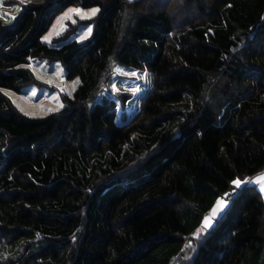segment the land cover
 <instances>
[{
  "label": "trees",
  "instance_id": "1",
  "mask_svg": "<svg viewBox=\"0 0 264 264\" xmlns=\"http://www.w3.org/2000/svg\"><path fill=\"white\" fill-rule=\"evenodd\" d=\"M71 7L99 12L44 41ZM36 59L79 78L41 117L5 92L40 83ZM118 65L152 74L131 116L130 94L98 99ZM261 172L264 0H0V264H264L256 185L193 239L232 180Z\"/></svg>",
  "mask_w": 264,
  "mask_h": 264
},
{
  "label": "rangeland",
  "instance_id": "2",
  "mask_svg": "<svg viewBox=\"0 0 264 264\" xmlns=\"http://www.w3.org/2000/svg\"><path fill=\"white\" fill-rule=\"evenodd\" d=\"M20 1L25 4H29L32 0ZM75 8L82 9L83 13L81 15H77L69 12V9ZM21 9L22 4L20 3H12L9 5L2 4L1 18L3 19V22L5 24H11L15 15L19 13ZM90 9L92 8L83 9L81 7H71L66 9L56 17L47 33L43 36V40L51 42L54 36L59 35L67 28V22L70 21L75 23L77 19L76 16L82 19L85 18L89 14ZM65 13H68V15L65 16ZM88 27L89 26L79 27L77 29L76 35L74 36L79 40L86 39L91 34H88L87 32ZM46 37L47 39H45ZM31 67L35 76L40 80L39 84L28 86L24 88L21 93L12 90H6L5 92L10 96L16 106L28 116L41 117L55 110H59L61 107H63L62 96L64 94L72 95L74 93L79 84V78L67 79L65 77V67L58 60L36 59L32 62ZM133 73L136 75H133ZM113 85H115V88H113ZM152 85V74L148 71H137L130 67L118 65L115 68V73L108 82L107 88L101 92L98 99H101L102 97H111L119 100L117 98L118 94H130L131 98L127 101L125 109H123L120 105L119 106L122 108V110H125L128 116H131L133 113L141 109L143 99L145 95L152 89ZM236 179H240L244 183H242L239 188L233 185L230 191L231 196H229L227 193L219 198L225 200V207L219 214H217L210 228L205 229L202 221V225L195 232L193 239H202L207 231L214 227L217 221L228 209L233 197L245 184L256 185L264 196V191H262V189H264V172H261L252 178ZM215 206L216 203L205 216L211 217L212 209Z\"/></svg>",
  "mask_w": 264,
  "mask_h": 264
},
{
  "label": "snow or ice",
  "instance_id": "3",
  "mask_svg": "<svg viewBox=\"0 0 264 264\" xmlns=\"http://www.w3.org/2000/svg\"><path fill=\"white\" fill-rule=\"evenodd\" d=\"M69 12H72V13L77 14V15H81L83 13V10L80 8H75V9H69ZM98 12H99V9L92 8L89 10V14L85 18L90 19L91 17H94ZM67 15H68V13H65V16H67ZM87 32H88V34H90L92 32V28L90 26L88 27ZM45 39H47V37ZM133 75H136V74L133 73ZM113 88H115V85H113ZM242 183H244V182L241 181L240 179L232 180V184L235 185L237 188H239ZM262 191H264V189H262ZM225 203L226 202L224 199L217 200L216 206L212 209V216L211 217L205 216L203 218V225H204L205 229L210 228L212 226L213 220L215 219L217 214H219L222 211V209L225 207Z\"/></svg>",
  "mask_w": 264,
  "mask_h": 264
}]
</instances>
